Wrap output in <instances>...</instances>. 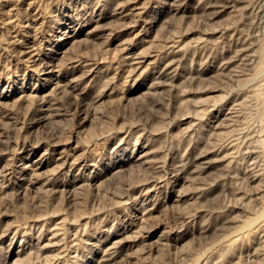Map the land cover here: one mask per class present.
Masks as SVG:
<instances>
[{"label":"rangeland","instance_id":"obj_1","mask_svg":"<svg viewBox=\"0 0 264 264\" xmlns=\"http://www.w3.org/2000/svg\"><path fill=\"white\" fill-rule=\"evenodd\" d=\"M0 95V264H264V0H0Z\"/></svg>","mask_w":264,"mask_h":264},{"label":"bare ground","instance_id":"obj_2","mask_svg":"<svg viewBox=\"0 0 264 264\" xmlns=\"http://www.w3.org/2000/svg\"><path fill=\"white\" fill-rule=\"evenodd\" d=\"M232 2V1H231ZM174 4V3H173ZM179 5V4H178ZM170 6V4H169ZM225 6V5H224ZM173 7V6H172ZM226 7V6H225ZM132 10V9H131ZM133 12V11H132ZM101 19V18H100ZM96 22V21H95ZM99 22V21H98ZM65 23V26L62 27L61 31V35L59 36L60 42H58V44L56 45L57 48H63L61 49V53H65V51L67 50V47L64 49V47L72 41L73 38H75V36L77 35V33L79 32V30H77V26L74 25L73 23H67L66 21L63 22ZM102 25V24H101ZM94 30V29H93ZM92 32V31H91ZM98 32V31H97ZM92 34V33H91ZM95 35V34H94ZM80 37V36H79ZM72 38V39H71ZM19 41V40H18ZM24 47L27 48V50L25 51H29L28 48H31L33 45H31V43L29 41H26ZM70 45V44H69ZM184 48V47H183ZM68 53V52H67ZM64 56V55H63ZM43 57V56H42ZM59 57V56H58ZM65 58V57H64ZM63 58V59H64ZM130 58L133 62H138L139 60L137 59L138 56L136 55H130ZM68 63V62H67ZM66 64V63H65ZM77 65V64H76ZM56 62L54 61V58L49 59V61L46 63V66L44 68L45 72L47 74V82L48 81H52L53 78L52 76L54 75V72L57 70L56 69ZM83 66V65H82ZM171 66V65H169ZM81 68V67H80ZM84 70V69H83ZM59 71V70H58ZM171 72V71H170ZM65 75V74H64ZM65 78V77H64ZM83 79V78H82ZM63 82V81H62ZM54 83V82H53ZM60 83V82H59ZM61 84V83H60ZM65 85V84H63ZM62 87V85H61ZM61 89V88H60ZM1 96V95H0ZM43 97V96H42ZM43 101V100H42ZM67 154V153H66ZM55 159V158H54ZM190 160V159H189ZM34 161L33 162H28L24 167H23V171L26 172L27 169H29L31 166H33ZM233 165V164H232ZM190 166V165H189ZM203 167V166H202ZM29 171V170H28ZM231 188V187H230ZM260 198V197H259ZM261 200V199H259ZM224 219V218H223ZM256 226V225H255ZM208 231V230H207ZM232 232H230L229 234H231ZM235 233V232H234ZM229 234H227L229 236ZM233 234V233H232ZM238 234V233H237ZM234 235V234H233ZM227 236V237H228ZM232 236V235H231ZM231 240V239H230ZM234 240V239H233ZM208 254V253H207Z\"/></svg>","mask_w":264,"mask_h":264}]
</instances>
